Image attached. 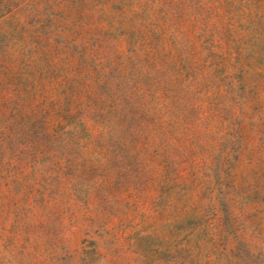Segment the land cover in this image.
I'll list each match as a JSON object with an SVG mask.
<instances>
[{
  "label": "rangeland",
  "instance_id": "1",
  "mask_svg": "<svg viewBox=\"0 0 264 264\" xmlns=\"http://www.w3.org/2000/svg\"><path fill=\"white\" fill-rule=\"evenodd\" d=\"M0 264H264V0H0Z\"/></svg>",
  "mask_w": 264,
  "mask_h": 264
}]
</instances>
